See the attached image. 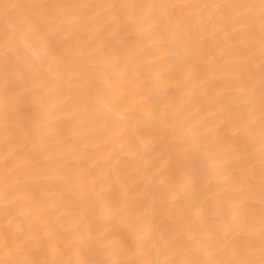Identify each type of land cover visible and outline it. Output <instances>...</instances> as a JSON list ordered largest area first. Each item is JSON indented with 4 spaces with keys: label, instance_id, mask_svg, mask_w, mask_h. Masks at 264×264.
I'll list each match as a JSON object with an SVG mask.
<instances>
[{
    "label": "snow or ice",
    "instance_id": "snow-or-ice-1",
    "mask_svg": "<svg viewBox=\"0 0 264 264\" xmlns=\"http://www.w3.org/2000/svg\"><path fill=\"white\" fill-rule=\"evenodd\" d=\"M0 28V264H264V0H0Z\"/></svg>",
    "mask_w": 264,
    "mask_h": 264
},
{
    "label": "bare ground",
    "instance_id": "bare-ground-1",
    "mask_svg": "<svg viewBox=\"0 0 264 264\" xmlns=\"http://www.w3.org/2000/svg\"><path fill=\"white\" fill-rule=\"evenodd\" d=\"M20 2H23V3H27L29 2V0H20ZM57 2H64V3H79L81 2V0H57ZM84 2H94V3H99V2H103V0H84ZM0 30H2V28H0ZM179 94V93H177ZM195 102H198L200 104V107L203 111V114L205 117H208V118H212L211 117V114H210V105L209 103L203 99L202 97L201 98H196V101ZM105 157H106V154L105 153H101L100 156L98 157V163L100 165V168L101 169H104L105 168ZM115 163V162H113ZM151 164V157H147L146 159L144 160H138L136 161V164H135V167L136 168H144L146 166H149ZM164 162L162 161L161 162V166H163ZM119 167H122V168H126V165L121 163L119 165ZM181 167L180 163L178 162L176 156L174 155L173 157V160L168 164V172L171 173L172 171H178L179 168ZM113 180L115 181L117 187H119L120 183L124 180H126V176L124 175V173H119V174H114L113 175ZM151 184L149 183V188H146L145 190H150L151 188ZM113 193H105L103 198H102V202L105 204V205H110L111 204V201H112V198H113ZM75 197L74 196H70L69 197V200H74Z\"/></svg>",
    "mask_w": 264,
    "mask_h": 264
}]
</instances>
